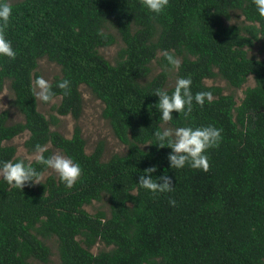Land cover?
<instances>
[{"label": "trees", "instance_id": "1", "mask_svg": "<svg viewBox=\"0 0 264 264\" xmlns=\"http://www.w3.org/2000/svg\"><path fill=\"white\" fill-rule=\"evenodd\" d=\"M11 3L4 31L17 55L0 57V92L9 81L13 105L24 119L10 121L8 110L0 113V160L17 156V146L8 142L28 132V152L36 144L51 145L79 161L82 173L70 189L55 174L23 189L0 180V264L48 263L53 251L47 241L53 238L60 264H264V58L249 54L264 42V20L260 29H250L259 19L251 0H169L160 14L149 12L141 0ZM233 12L245 22L227 24ZM110 28L124 43L114 63L99 51L118 40ZM163 50L181 60L177 76H191L193 93L213 94L203 107L194 102L187 119L174 110L169 122L174 127L213 123L223 129L219 146L207 150V171L187 165L172 169L169 148L143 145L162 127L158 97L150 92L174 87L168 86L173 69ZM43 57L61 67L51 81L60 101L49 117L31 90ZM153 61L160 71L150 78ZM250 76L255 85L245 89L239 104L235 91L224 93L222 86L206 83L221 78L236 90ZM64 78L70 80L68 95L56 86ZM83 84L104 103L102 115L127 145L126 153L104 160L103 141L87 152L78 123ZM66 115L76 120L70 140L53 128ZM152 165V175L172 177L173 190L128 193ZM106 196L109 211L85 209ZM98 243L105 248L94 252Z\"/></svg>", "mask_w": 264, "mask_h": 264}, {"label": "clouds", "instance_id": "2", "mask_svg": "<svg viewBox=\"0 0 264 264\" xmlns=\"http://www.w3.org/2000/svg\"><path fill=\"white\" fill-rule=\"evenodd\" d=\"M251 3L255 7L259 19L250 25V29L257 30L261 28L260 20H264V0H251ZM141 4L149 12L160 14L166 10L169 0H141ZM11 14V0H0V57L14 60L17 51L4 31ZM235 50L234 48L233 51ZM161 54L167 61V67L179 70L181 60L173 51L163 50ZM191 85L192 78L190 75L177 76L171 91L166 87H156L150 92L158 97L155 101V108L159 112L158 120L162 125L172 121L174 110L178 113L177 116L183 114L187 119L193 109L194 102L201 107L204 106L205 102H212L213 94L211 91L201 90L193 93ZM56 86L64 90V95L71 92L68 78L58 80ZM207 86H211L210 81ZM31 90L33 96L43 102H51L54 98L51 82L42 75L34 77ZM222 132L223 129L213 123L194 126L184 122L175 127L155 128L152 132V139L143 145L155 144L157 148H169L167 160L172 169H180L187 165L192 169L207 171L209 168L207 150L219 146L223 139ZM24 139L26 140L28 137L25 136ZM66 139L70 140L71 137H66ZM48 149V144H36L30 155H17L13 158L0 160V180L6 182L11 188L19 189H23L26 185L43 183L44 170L34 167L35 163L43 165L45 170L51 169L66 188H72L81 178L82 168L79 161L59 152L45 156ZM23 151V147L17 148V154ZM155 171V165L144 168L136 181V186L131 187L128 193L136 196L139 188L146 189L153 194L171 192L174 187L172 177L165 174L152 175ZM169 203L175 204V201L170 199Z\"/></svg>", "mask_w": 264, "mask_h": 264}, {"label": "rangeland", "instance_id": "3", "mask_svg": "<svg viewBox=\"0 0 264 264\" xmlns=\"http://www.w3.org/2000/svg\"><path fill=\"white\" fill-rule=\"evenodd\" d=\"M19 0H11V2H16ZM245 22V18L239 12H233L232 16L229 20H226L227 24H240ZM249 23V22H246ZM110 30L118 36V40L115 44L108 47H101L99 51L111 62H115L117 58L118 51L124 45L123 41L119 38L117 31L114 28H110ZM249 54L258 58H264V42H257L256 45L249 50ZM37 71L42 75L45 79L50 82L58 75L61 74V67L55 63L50 61L47 57H43L39 59V65ZM160 71L158 64L156 61H153V72L150 78L157 74ZM171 76L168 81V86H173L175 83V79L177 77V70H170ZM211 82V84H218L224 88V93H231L235 91L236 100L239 104L244 97L245 89L248 86L255 85V80L253 76H250L248 81L241 87L234 90L230 87L227 82L221 78L217 79H206V83ZM81 91L83 95V113L78 120L79 125L82 128L83 135L87 141V152L91 153L98 142L103 141L105 143V152L103 159L108 160L113 154L120 153L124 154L127 151V145L122 143L114 134L113 129L107 119H105L102 115L104 103L97 98L92 91L86 86L81 85ZM13 91L10 88V82L7 81L4 89L0 92V113L4 110H8L10 112V121H22L23 115L20 111L14 107L13 105ZM60 101V97L54 98L50 104L46 105L38 98V107L39 110L45 113L48 117L51 113H55L52 109L54 104H58ZM76 124V120L71 115L60 116V122L57 126H54V129H58L67 137H71L73 134L74 126ZM162 127H174L169 122L167 124L162 125ZM25 136H29L28 132L21 134L15 137L13 140L9 141V144L16 145L18 147H23L24 151L17 155L19 156H27L31 153L28 152L26 147L24 146ZM49 147H52L49 145ZM53 148V147H52ZM53 152H59L64 154L61 150L57 148H53ZM55 174L51 169L44 173V179L50 175ZM56 175V174H55ZM90 213H95L99 209H104L109 211V203L107 200V196L102 201H93L91 204L84 206ZM47 243L51 246L52 256L50 257V261L48 263L33 260L35 264H60V257L57 248V240L56 238L50 239ZM105 248L104 243H98L93 247L94 252H98L101 249Z\"/></svg>", "mask_w": 264, "mask_h": 264}]
</instances>
